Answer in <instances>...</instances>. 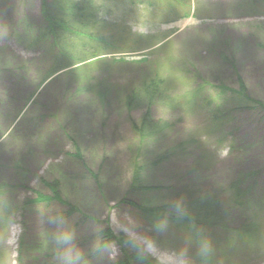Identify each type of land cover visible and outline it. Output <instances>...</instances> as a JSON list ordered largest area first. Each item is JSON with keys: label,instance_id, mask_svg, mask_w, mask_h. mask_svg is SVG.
<instances>
[{"label": "rangeland", "instance_id": "rangeland-1", "mask_svg": "<svg viewBox=\"0 0 264 264\" xmlns=\"http://www.w3.org/2000/svg\"><path fill=\"white\" fill-rule=\"evenodd\" d=\"M52 2L0 0V264H117L122 248L100 247L106 229L156 264H264V0H90L81 60L48 79ZM148 84L167 97L149 111L168 129L143 140ZM205 195L252 236L209 231L206 251L135 207Z\"/></svg>", "mask_w": 264, "mask_h": 264}, {"label": "trees", "instance_id": "trees-1", "mask_svg": "<svg viewBox=\"0 0 264 264\" xmlns=\"http://www.w3.org/2000/svg\"><path fill=\"white\" fill-rule=\"evenodd\" d=\"M136 1V0H134ZM151 2L152 0H144ZM162 3H171L170 0H160ZM138 2V1H137ZM139 3V2H138ZM43 12L45 13V21H47V27L45 28V35L48 37L53 35L54 39L60 44L57 46V50L60 52L57 55L55 62V69L48 77L51 78L57 72V69L73 66L81 57H79V51L83 49L84 44L81 41L73 43L75 38L81 36H75L81 33H87L88 36L93 37L97 23L91 21L94 18L93 11L91 9L90 0H53L52 3H45L43 6ZM87 16L89 18H87ZM90 19V20H89ZM92 26V27H91ZM91 28V30H89ZM78 31V33L76 32ZM83 37V36H82ZM94 39V38H93ZM83 40V38H81ZM89 40H92L89 38ZM94 41H96L94 39ZM92 53L99 51L100 46H87ZM107 47V46H106ZM80 49V50H79ZM78 53V54H77ZM92 54L90 57H93ZM72 64V65H70ZM47 79V80H48ZM84 89V87H83ZM230 91V90H228ZM224 89H222V93ZM236 93L235 91H233ZM232 92V93H233ZM233 93V95H234ZM143 95L146 97L148 110L141 119L140 124L135 125L137 134L143 138V140H149L154 136H158L166 129L168 125L165 122L155 121L151 112V107L159 105L166 100L164 93L157 84H151L144 87ZM143 95L141 93H133L128 96L126 105L129 108H140ZM241 96V93H237ZM99 96L105 97L104 92L99 91ZM236 96V95H234ZM186 145L181 144L176 150H183ZM175 151V150H174ZM250 176H245L248 179ZM54 184V183H53ZM56 186V184H54ZM239 185L238 182L232 184V188H236ZM51 188L53 189L54 186ZM54 191V190H53ZM251 191L245 189V192L238 190V198L245 194H250ZM60 202V196L55 194L50 198V203ZM218 200L212 196L205 195L204 197H198L194 200H187L177 203H167L159 207H147L146 205H135L136 210L143 220H145L150 226L159 228L162 224H172L175 226L184 227L192 234L195 243L209 250V243L207 237L209 231L223 230L226 233L232 234L231 239H242L252 236L255 232L252 226H243L238 228H228L227 223L222 220V212L219 210ZM69 211H73L72 207L68 208ZM69 212V213H70ZM101 245L104 247L111 243H117L121 247L123 252L122 259L117 264H156L153 257L142 251L137 245H134L133 241L129 237L123 234L115 235L110 229H106L100 234Z\"/></svg>", "mask_w": 264, "mask_h": 264}, {"label": "clouds", "instance_id": "clouds-1", "mask_svg": "<svg viewBox=\"0 0 264 264\" xmlns=\"http://www.w3.org/2000/svg\"><path fill=\"white\" fill-rule=\"evenodd\" d=\"M63 239L65 241H67L69 239V237L68 236H64ZM66 260H67V264H72L71 258L69 256H66Z\"/></svg>", "mask_w": 264, "mask_h": 264}]
</instances>
